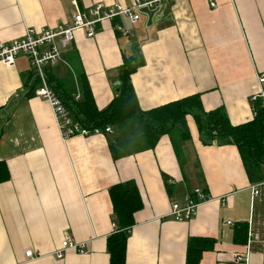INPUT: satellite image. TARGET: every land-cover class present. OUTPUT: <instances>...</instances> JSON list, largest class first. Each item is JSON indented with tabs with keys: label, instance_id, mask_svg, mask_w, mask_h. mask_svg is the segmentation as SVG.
I'll list each match as a JSON object with an SVG mask.
<instances>
[{
	"label": "crops",
	"instance_id": "obj_1",
	"mask_svg": "<svg viewBox=\"0 0 264 264\" xmlns=\"http://www.w3.org/2000/svg\"><path fill=\"white\" fill-rule=\"evenodd\" d=\"M166 0L139 12V20L98 24L93 38L77 31L50 74L79 100L74 67L81 68L97 110L105 109L117 87V68L134 57L131 84L142 111L200 95L205 112L222 107L231 125L252 119L251 95L264 74V0ZM131 0H0V42L70 25L76 13L96 5L129 6ZM120 24L130 33L115 35ZM79 68V71H80ZM31 73L20 57L0 64V162L9 180L0 184V264H109L106 240L115 230L109 188L133 181L142 200L128 231L125 264H185L190 237L215 240L199 264H263L264 186L251 195L234 146L204 144L191 117L190 139L179 159L168 136L151 150L128 149L113 157L110 139L119 130L62 140L47 102L26 98ZM264 93V87H261ZM78 97V99H76ZM120 143V144H121ZM122 155V156H121ZM162 175L167 177L166 182ZM264 183V171L262 172ZM208 201L189 222L169 216L194 189ZM246 223V245L232 243L235 225ZM84 244L55 258L60 243ZM32 251L38 258L25 259ZM234 255L246 258L234 262Z\"/></svg>",
	"mask_w": 264,
	"mask_h": 264
},
{
	"label": "trees",
	"instance_id": "obj_2",
	"mask_svg": "<svg viewBox=\"0 0 264 264\" xmlns=\"http://www.w3.org/2000/svg\"><path fill=\"white\" fill-rule=\"evenodd\" d=\"M118 37V33L115 32ZM80 68V67H79ZM74 67L78 79L80 98L63 91L62 83L46 71L47 84L61 101L72 123L89 132L106 128L119 130L121 136L128 133L122 143L111 140L110 152L113 157L128 154V149L146 151L153 149L160 137L168 136L175 155L179 159L180 146L190 139L186 118L193 119L204 144L234 146L239 154L246 177L250 184L263 182L264 171V108L260 101L253 104L255 117L250 121L233 126L222 107L205 112L200 95H192L149 111L140 110L131 84V75L137 65L134 57L124 58L117 68L119 86L108 106L99 111L94 105L91 92L83 72ZM26 98H32L40 86L39 80L30 73L26 82ZM1 136V132H0ZM121 143V144H120ZM123 151L128 153H123ZM121 155V156H122ZM166 182L167 177L162 175ZM9 180L8 170L0 162V184ZM206 195V189L201 188ZM109 198L115 221L114 233L106 240L109 264H125L126 244L129 229L134 225V214L142 209V200L133 181L116 184L109 188ZM191 198L193 196L189 195ZM208 198V197H207ZM248 227L246 223L235 225L232 243L246 245ZM215 240L206 237H190L186 243L185 264H199L204 253L213 250ZM264 264V251H263Z\"/></svg>",
	"mask_w": 264,
	"mask_h": 264
},
{
	"label": "built area",
	"instance_id": "obj_3",
	"mask_svg": "<svg viewBox=\"0 0 264 264\" xmlns=\"http://www.w3.org/2000/svg\"><path fill=\"white\" fill-rule=\"evenodd\" d=\"M163 1L166 0H131L129 6L114 4L106 8L96 5L87 12L76 13L70 25H58L42 32L26 30L24 35L19 39L6 43L0 42V64L5 67H12L20 57L27 60L31 74L39 80L40 84L34 91V95L47 102L62 140L65 141L72 137H88L89 135H110V128H106L103 132L99 130L89 132L72 123L61 101L48 86L46 71L61 62L62 53L73 42L75 32L83 31L85 32V36L91 39L95 35L97 25L103 22L125 19L131 25H134L140 18L139 12L141 9L153 8ZM208 4L211 9L216 7L213 0H208ZM115 31L123 37L130 35L120 24L115 27ZM256 80L260 87V92L251 95L249 98L252 118L255 117L254 103L260 101L264 108V93L261 88L264 87V74L257 75ZM261 186H264V183L251 185L250 191L253 197L258 195V189ZM191 195L193 198L188 196L183 204L173 203L170 206L169 216L173 217L177 223H185L192 220L196 215L197 209L208 201V198L203 194L201 189H194ZM67 251H74L78 255L86 254L84 244H77L70 239H64L60 243L59 250L54 253V256L60 260L63 253ZM24 256L27 261H33L38 258V255H35L32 251L26 252ZM233 258L236 263L246 261L245 257L242 258L238 255H234Z\"/></svg>",
	"mask_w": 264,
	"mask_h": 264
},
{
	"label": "water",
	"instance_id": "obj_4",
	"mask_svg": "<svg viewBox=\"0 0 264 264\" xmlns=\"http://www.w3.org/2000/svg\"><path fill=\"white\" fill-rule=\"evenodd\" d=\"M115 87H117V86H119V82L117 81V82H115Z\"/></svg>",
	"mask_w": 264,
	"mask_h": 264
},
{
	"label": "rangeland",
	"instance_id": "obj_5",
	"mask_svg": "<svg viewBox=\"0 0 264 264\" xmlns=\"http://www.w3.org/2000/svg\"><path fill=\"white\" fill-rule=\"evenodd\" d=\"M214 3H215V2H214ZM121 134H122V133H121ZM121 134H120V135H121Z\"/></svg>",
	"mask_w": 264,
	"mask_h": 264
}]
</instances>
